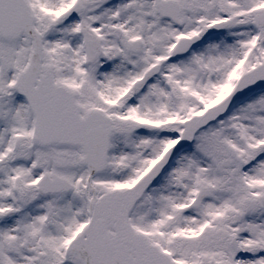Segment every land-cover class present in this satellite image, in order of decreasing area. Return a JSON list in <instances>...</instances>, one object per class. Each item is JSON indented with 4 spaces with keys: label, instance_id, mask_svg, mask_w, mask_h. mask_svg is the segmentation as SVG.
Here are the masks:
<instances>
[{
    "label": "snow or ice",
    "instance_id": "1",
    "mask_svg": "<svg viewBox=\"0 0 264 264\" xmlns=\"http://www.w3.org/2000/svg\"><path fill=\"white\" fill-rule=\"evenodd\" d=\"M0 264H264V0H0Z\"/></svg>",
    "mask_w": 264,
    "mask_h": 264
}]
</instances>
